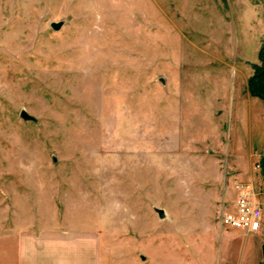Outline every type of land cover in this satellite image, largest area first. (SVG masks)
Masks as SVG:
<instances>
[{
  "label": "rangeland",
  "instance_id": "obj_1",
  "mask_svg": "<svg viewBox=\"0 0 264 264\" xmlns=\"http://www.w3.org/2000/svg\"><path fill=\"white\" fill-rule=\"evenodd\" d=\"M263 34L264 0H0V215L52 200L91 218L101 264H264L263 235L217 223L248 100L264 155V98L248 90ZM216 101L238 125L192 115ZM205 143L221 162L198 159Z\"/></svg>",
  "mask_w": 264,
  "mask_h": 264
},
{
  "label": "crops",
  "instance_id": "obj_2",
  "mask_svg": "<svg viewBox=\"0 0 264 264\" xmlns=\"http://www.w3.org/2000/svg\"><path fill=\"white\" fill-rule=\"evenodd\" d=\"M259 46L260 43L257 46V59ZM246 61L251 62L241 59L242 64ZM248 65L249 69L250 66ZM233 66L234 69L240 71L244 76L247 85V78L251 75V70L249 69L245 73L243 69L237 68L235 65ZM166 87L167 84L164 83V88ZM248 102L246 111L248 132L246 138L243 136V141L235 143V146L232 148L230 153L232 161L224 163L226 167L224 168L225 172L229 173V176H225L226 182H222L221 185L216 177L217 171L213 173L218 180L217 185L219 184L220 188H226L225 192L218 193L220 201L222 199L228 201L227 206L220 204L219 215L221 212L233 208L236 197L234 188L236 181L246 182L248 180L259 179L254 165L257 164L260 156L257 155L258 158L251 156L252 151L256 148L253 145L251 135L253 111L251 110L250 100ZM169 108H171L170 105ZM234 111H238V108L234 107L233 102L221 105L219 101H216L206 103L200 110L196 109L194 112L192 110V115L196 112L203 121H207L213 126L214 132H219L224 122L230 125L239 124V112L234 114ZM172 113L174 115L176 112ZM212 147L213 149L209 148L207 143H205L201 148V152L197 155L201 157L198 159L206 163L205 157L209 154L208 151L212 149L215 152H213L215 160L221 162L222 156L219 154V151L216 152L219 146ZM201 171L203 172L202 168ZM216 189L218 188L216 187ZM49 201H36L35 214H31L26 207L24 211H17L11 216L9 214L8 218L4 214L0 215V264H101L103 256L101 244L102 231L100 226L98 228L95 227L97 223L91 218L75 223L67 213L58 215V204L52 200ZM170 219L174 220L171 213ZM217 223L221 232L224 226L219 223V220ZM98 224L101 225L100 219ZM182 227L185 229L184 225ZM262 231L263 233L255 234L264 236V224H262ZM243 232L244 234H250L244 230ZM261 243L263 244L264 240Z\"/></svg>",
  "mask_w": 264,
  "mask_h": 264
},
{
  "label": "built area",
  "instance_id": "obj_3",
  "mask_svg": "<svg viewBox=\"0 0 264 264\" xmlns=\"http://www.w3.org/2000/svg\"><path fill=\"white\" fill-rule=\"evenodd\" d=\"M259 167V164L256 165ZM236 197L231 210L219 215V223L249 233H260L264 220V176L259 181H236Z\"/></svg>",
  "mask_w": 264,
  "mask_h": 264
},
{
  "label": "trees",
  "instance_id": "obj_4",
  "mask_svg": "<svg viewBox=\"0 0 264 264\" xmlns=\"http://www.w3.org/2000/svg\"><path fill=\"white\" fill-rule=\"evenodd\" d=\"M260 65L255 67V73L248 80V90L251 95L264 98V44L258 52ZM260 173L264 176V155L260 160Z\"/></svg>",
  "mask_w": 264,
  "mask_h": 264
},
{
  "label": "water",
  "instance_id": "obj_5",
  "mask_svg": "<svg viewBox=\"0 0 264 264\" xmlns=\"http://www.w3.org/2000/svg\"><path fill=\"white\" fill-rule=\"evenodd\" d=\"M60 25H61L60 22L52 21V22L50 23V27H51L52 29H54V30H57V29L60 27ZM19 116H20L22 119H24V120H33V119H34V117H33L32 115L28 114L24 109H21V110L19 111ZM155 211H156L157 216H158L159 218H163V217L165 216L163 210H161V209H159V208H156ZM262 256H263V258H264V244H263V246H262Z\"/></svg>",
  "mask_w": 264,
  "mask_h": 264
}]
</instances>
